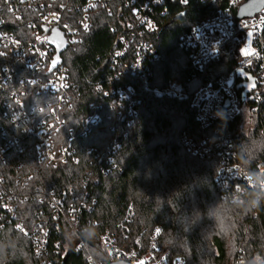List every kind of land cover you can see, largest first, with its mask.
Listing matches in <instances>:
<instances>
[{
  "label": "trees",
  "instance_id": "obj_1",
  "mask_svg": "<svg viewBox=\"0 0 264 264\" xmlns=\"http://www.w3.org/2000/svg\"><path fill=\"white\" fill-rule=\"evenodd\" d=\"M128 1L111 0L99 6L90 14L93 27L82 34V42L75 48L61 45L65 48L60 64L69 69L74 88L70 104L58 109L53 95L29 88L28 108L38 121L50 122L54 114L61 119L63 125L51 139L57 146L71 142L78 162L73 158L58 166L40 162L35 139L21 140V129L0 113V127L7 134L4 138L0 132V149L12 137L21 138L18 147L24 148L19 152L18 147H10L0 155V174L6 189L15 192L18 216L0 231V264H87V251L78 249L81 241L97 261L107 262L100 236L111 233L122 244L118 234L130 204L135 215L124 247L142 235L147 248L152 232L160 227L159 247L170 259L184 258L187 264H264V196L255 205L256 192L249 188L241 202H232L216 182L225 140L231 142L236 162L247 172L254 174L264 164L261 124L255 113L243 109L237 116L203 127L193 106L201 88L233 72L240 46L237 40L227 43L201 70L181 43L196 25L214 19L228 0L185 6L165 0L153 6L158 30L141 32L158 55V60H145L147 79L130 69L134 44L123 60L114 62L121 38L133 33L129 26L135 21L133 6ZM18 12L22 16L12 19L14 26L8 29L21 39L25 34L29 37L37 24L28 28L23 18L38 15L22 7ZM52 64L48 60V68ZM172 81L182 86L185 98L156 94ZM236 88L241 107L255 105L253 100L243 101L244 88ZM119 92H128L131 99L120 98ZM258 110L264 113V105ZM95 113L98 120L82 134ZM52 195L65 199V210L71 204H86L78 213L75 230L63 218L52 217L48 205ZM38 222L49 229L41 255L34 252L31 236ZM20 223L26 235L17 229Z\"/></svg>",
  "mask_w": 264,
  "mask_h": 264
},
{
  "label": "built area",
  "instance_id": "obj_2",
  "mask_svg": "<svg viewBox=\"0 0 264 264\" xmlns=\"http://www.w3.org/2000/svg\"><path fill=\"white\" fill-rule=\"evenodd\" d=\"M111 0H0V11H5V16L0 18V113L11 126L21 129L22 139L19 137L8 138L6 148L0 149V155L10 147H18L20 139H35L39 160L53 166L78 158L71 152V142L67 145L57 146L51 139L52 132L58 130L63 122L54 114V120L38 121L34 110L27 106L26 98L29 88H36L39 94H51L54 96L58 109L70 104L74 98V88L69 77V69L62 63L55 67L54 62L60 60L57 46L66 45L75 48L82 42V34L92 29L93 25L90 14L99 6L106 5ZM165 0H129L127 4L132 5L134 24L129 22L132 35L122 37V47L116 50L114 56L115 64H118L128 54L132 44L135 45L134 61L130 69L136 74L140 73L147 79L146 59L158 60L156 50L142 39L141 32H155L158 24L151 13L153 6L162 5ZM174 1V0H172ZM182 6L192 2H206L210 0H176ZM215 1V0H211ZM247 0H228L227 7L220 8L216 16L196 25L190 33L182 38V46L189 51L191 62L199 69H204L208 63L216 59L222 52L224 46L234 40L238 41L240 48L246 41L247 34L252 33V50L246 55H240L239 61L233 72L226 77H220L215 84H209L201 88L193 99V106L197 111V118L203 127H208L213 121L225 117H234L243 109L255 113L261 124V134L264 138V113L258 110V106L264 105V8L253 17L239 19L238 10ZM139 5H138V3ZM37 13L36 19H24L23 24L28 28L37 24V30L31 34L23 35L22 39L16 36L8 28L14 26V18L21 17L18 8ZM80 12L81 16H75ZM11 15V17H10ZM69 15V16H68ZM140 38V39H139ZM139 39L138 41H136ZM48 60L53 64L48 68ZM250 76L242 79L238 76ZM237 78L239 79L237 82ZM255 86L252 94L247 98L253 100V104L240 106V97L236 85L251 83ZM147 84V80H146ZM258 88V89H257ZM180 84H171L164 90H156L159 96H169L183 99L185 93ZM133 91L132 88L129 89ZM119 97L129 101L128 92H119ZM228 105V106H227ZM98 120L96 113L88 118L82 134L87 132L89 125ZM0 132L7 136L3 127ZM224 149L220 153V168L216 182L224 192V196L232 202H241L244 194L250 190L256 192L255 205L264 196V164H260L254 174L247 172L237 162V153L229 140L223 142ZM23 152V147H18ZM19 184V181L17 182ZM15 192L6 189L5 179L0 174V231L7 222L17 221V209L15 205ZM52 209L54 220L63 218L71 230H75L78 222V213L86 204L81 202L71 204L65 210V199L63 197H52L48 201ZM67 211V212H66ZM135 215L132 204L124 215L120 224L119 234L123 240L122 244L111 233L100 236L101 245L108 256L107 262H99L87 250L89 247L85 241H81L79 250L88 253L87 264H108L117 260H126L131 264H187L184 258L170 259L169 253H162L158 239L161 228L157 227L150 237L149 245L144 248L142 235L135 238L131 245L126 244L132 234V222ZM37 229L31 233L34 242V252L42 254L47 247L49 229L36 223ZM17 229L27 231L21 223ZM236 264H239L236 263Z\"/></svg>",
  "mask_w": 264,
  "mask_h": 264
},
{
  "label": "water",
  "instance_id": "obj_3",
  "mask_svg": "<svg viewBox=\"0 0 264 264\" xmlns=\"http://www.w3.org/2000/svg\"><path fill=\"white\" fill-rule=\"evenodd\" d=\"M263 8H264V0H247L243 5L241 4V7L238 10L237 16L239 19L253 17L255 14L259 13ZM64 48L65 46H59L58 54H57L58 56L60 55V53L63 51ZM59 63H60V60H56L54 62L53 67H55ZM238 76H241L242 79H245V78L250 79V76H246L245 74L241 75V72L238 73ZM253 87L255 86L253 85L252 81L251 83L247 82V83H241L240 85H238V89L244 88V91L242 94L244 97V100H243L244 102L249 100V98H247V95L253 89ZM108 264H131V263L126 260H117V261L109 262Z\"/></svg>",
  "mask_w": 264,
  "mask_h": 264
},
{
  "label": "rangeland",
  "instance_id": "obj_4",
  "mask_svg": "<svg viewBox=\"0 0 264 264\" xmlns=\"http://www.w3.org/2000/svg\"><path fill=\"white\" fill-rule=\"evenodd\" d=\"M252 42H253V36H252V33L251 32H249L248 34H247V38H246V41L244 42V45L240 48V55H246L248 52H250L251 50H252ZM173 85V84H179L178 82H176V81H172V82H170V84L169 85ZM247 110V109H246ZM250 115L251 114H248L247 116H248V127L250 128V127H252V125H251V121H252V117H250ZM87 244V243H86ZM89 249V248H88ZM87 249V250H88Z\"/></svg>",
  "mask_w": 264,
  "mask_h": 264
}]
</instances>
